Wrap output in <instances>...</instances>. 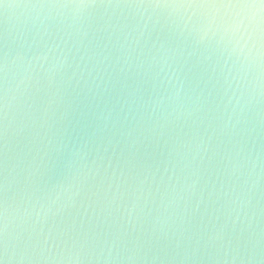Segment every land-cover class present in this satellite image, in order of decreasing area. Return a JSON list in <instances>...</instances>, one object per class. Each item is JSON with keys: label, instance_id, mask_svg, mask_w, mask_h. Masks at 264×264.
<instances>
[{"label": "clouds", "instance_id": "1", "mask_svg": "<svg viewBox=\"0 0 264 264\" xmlns=\"http://www.w3.org/2000/svg\"><path fill=\"white\" fill-rule=\"evenodd\" d=\"M0 4V264H264V0Z\"/></svg>", "mask_w": 264, "mask_h": 264}, {"label": "water", "instance_id": "2", "mask_svg": "<svg viewBox=\"0 0 264 264\" xmlns=\"http://www.w3.org/2000/svg\"><path fill=\"white\" fill-rule=\"evenodd\" d=\"M27 2V0H5V4L18 5ZM22 9L20 8H11L7 11L4 10V4H0V22L3 21L4 16L6 15L9 18L10 23L15 24L22 16ZM223 63V60H221Z\"/></svg>", "mask_w": 264, "mask_h": 264}, {"label": "snow or ice", "instance_id": "3", "mask_svg": "<svg viewBox=\"0 0 264 264\" xmlns=\"http://www.w3.org/2000/svg\"><path fill=\"white\" fill-rule=\"evenodd\" d=\"M3 2V0H0V3H2Z\"/></svg>", "mask_w": 264, "mask_h": 264}]
</instances>
